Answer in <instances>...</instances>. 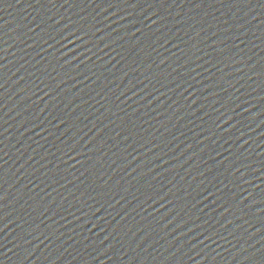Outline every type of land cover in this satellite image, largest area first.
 <instances>
[{
	"label": "water",
	"instance_id": "1",
	"mask_svg": "<svg viewBox=\"0 0 264 264\" xmlns=\"http://www.w3.org/2000/svg\"><path fill=\"white\" fill-rule=\"evenodd\" d=\"M262 255L264 0L0 2V264Z\"/></svg>",
	"mask_w": 264,
	"mask_h": 264
},
{
	"label": "snow or ice",
	"instance_id": "2",
	"mask_svg": "<svg viewBox=\"0 0 264 264\" xmlns=\"http://www.w3.org/2000/svg\"><path fill=\"white\" fill-rule=\"evenodd\" d=\"M0 2H4V0H0ZM154 15H155V13H154ZM251 247H254V245H251ZM244 257H245V259H250L251 258L250 255H246ZM261 264H264V255H262V258H261Z\"/></svg>",
	"mask_w": 264,
	"mask_h": 264
}]
</instances>
